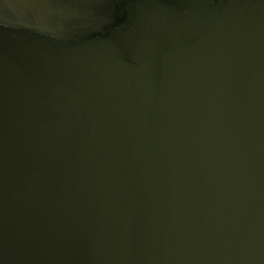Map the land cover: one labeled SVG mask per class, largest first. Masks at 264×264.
Masks as SVG:
<instances>
[{
	"label": "water",
	"instance_id": "water-1",
	"mask_svg": "<svg viewBox=\"0 0 264 264\" xmlns=\"http://www.w3.org/2000/svg\"><path fill=\"white\" fill-rule=\"evenodd\" d=\"M0 264H264V0H0Z\"/></svg>",
	"mask_w": 264,
	"mask_h": 264
}]
</instances>
